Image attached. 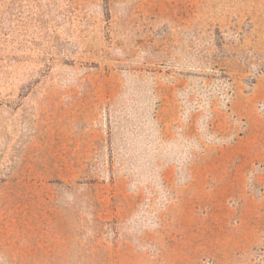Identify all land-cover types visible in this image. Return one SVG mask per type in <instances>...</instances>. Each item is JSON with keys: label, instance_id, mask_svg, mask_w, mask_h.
<instances>
[{"label": "rangeland", "instance_id": "1", "mask_svg": "<svg viewBox=\"0 0 264 264\" xmlns=\"http://www.w3.org/2000/svg\"><path fill=\"white\" fill-rule=\"evenodd\" d=\"M0 264H264V0H0Z\"/></svg>", "mask_w": 264, "mask_h": 264}]
</instances>
